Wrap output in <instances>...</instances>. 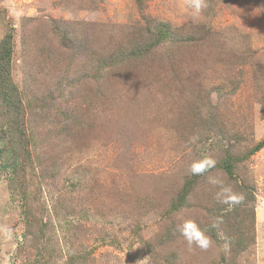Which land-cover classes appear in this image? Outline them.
Segmentation results:
<instances>
[{
	"label": "rangeland",
	"instance_id": "374dc122",
	"mask_svg": "<svg viewBox=\"0 0 264 264\" xmlns=\"http://www.w3.org/2000/svg\"><path fill=\"white\" fill-rule=\"evenodd\" d=\"M9 31L0 264H264V0H0Z\"/></svg>",
	"mask_w": 264,
	"mask_h": 264
},
{
	"label": "trees",
	"instance_id": "16d2710c",
	"mask_svg": "<svg viewBox=\"0 0 264 264\" xmlns=\"http://www.w3.org/2000/svg\"><path fill=\"white\" fill-rule=\"evenodd\" d=\"M165 29L170 30L169 25H164ZM12 54H13V33L11 31L6 32L0 40V101L2 103L4 109H6V113L8 115L9 120V129L11 132L16 133L19 137L17 143L20 144V150L27 151L28 143L24 142L25 132L18 131L19 130V120L23 117L24 107L22 105L21 97L19 95V90L17 85L12 80V70H11V62H12ZM264 146V138H262L253 148L249 151V155L255 153L259 149ZM5 150H0V155ZM13 152L19 151L18 145L13 144L12 148ZM14 162L12 165L13 168L11 172L14 174L16 171V167L20 166L23 161L22 158H25L21 155L20 151L17 154H12ZM239 158H236L230 154H226L223 160L221 161L220 167L223 168L230 177H233L234 174V165L235 161H239ZM20 169V168H19ZM14 177V175L12 176ZM193 185V181L191 179L187 180L182 188V193L179 198V203L184 201L190 192Z\"/></svg>",
	"mask_w": 264,
	"mask_h": 264
},
{
	"label": "clouds",
	"instance_id": "9594fccd",
	"mask_svg": "<svg viewBox=\"0 0 264 264\" xmlns=\"http://www.w3.org/2000/svg\"><path fill=\"white\" fill-rule=\"evenodd\" d=\"M202 0H196V7L199 8L201 6ZM211 164L212 162H208ZM205 170V165H200V166H194L193 167V172L194 173H201ZM227 193H229V198L226 199L225 203L227 202H233V203H238L239 200L231 195V190L226 189L225 190ZM181 233L187 240V242L191 245L195 243L197 246L201 248H207L210 244L209 239L195 226L192 224H185L184 226L181 227Z\"/></svg>",
	"mask_w": 264,
	"mask_h": 264
}]
</instances>
